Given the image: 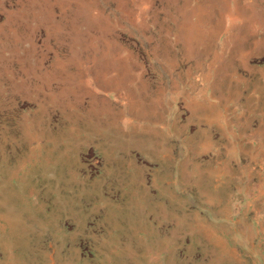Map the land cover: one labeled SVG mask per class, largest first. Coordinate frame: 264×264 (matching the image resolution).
Wrapping results in <instances>:
<instances>
[{"label":"rangeland","instance_id":"obj_1","mask_svg":"<svg viewBox=\"0 0 264 264\" xmlns=\"http://www.w3.org/2000/svg\"><path fill=\"white\" fill-rule=\"evenodd\" d=\"M0 264H264V0H0Z\"/></svg>","mask_w":264,"mask_h":264}]
</instances>
